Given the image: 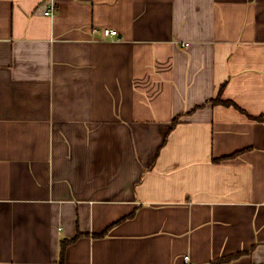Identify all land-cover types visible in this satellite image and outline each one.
Masks as SVG:
<instances>
[{"label": "crops", "instance_id": "0c3cea01", "mask_svg": "<svg viewBox=\"0 0 264 264\" xmlns=\"http://www.w3.org/2000/svg\"><path fill=\"white\" fill-rule=\"evenodd\" d=\"M48 1L0 0V264H264V0Z\"/></svg>", "mask_w": 264, "mask_h": 264}, {"label": "trees", "instance_id": "16d2710c", "mask_svg": "<svg viewBox=\"0 0 264 264\" xmlns=\"http://www.w3.org/2000/svg\"><path fill=\"white\" fill-rule=\"evenodd\" d=\"M222 90L223 88L220 90V93L218 95V97L214 100H212V103L214 105H222V106H226V107H236L238 108L232 101H227V100H224L222 98ZM179 123V119H175L173 121V124L172 126L175 127L177 124ZM242 152H237V153H234L233 155H230L228 157H224L222 159H216L214 162H220L222 160H225V159H231V158H235L237 156H239ZM107 235V233H105L104 235L102 236H105ZM81 234H79L77 237L73 238V239H65L61 242V246H60V261H59V264H65V258H66V252H67V249L68 247L73 244L78 238H80ZM239 258V256H234L232 258H226V259H220L218 261H215V262H212L211 264H227V263H230L231 261H234L235 259Z\"/></svg>", "mask_w": 264, "mask_h": 264}, {"label": "built area", "instance_id": "2783aa9c", "mask_svg": "<svg viewBox=\"0 0 264 264\" xmlns=\"http://www.w3.org/2000/svg\"><path fill=\"white\" fill-rule=\"evenodd\" d=\"M57 6H56V2L51 0L47 2V10L45 12L46 16H53L55 13ZM95 32H98L97 29L94 30ZM103 35L105 38H116L118 36V31L116 30H111V29H104L102 31ZM184 264H193L191 261V258L189 256H187L185 258V263Z\"/></svg>", "mask_w": 264, "mask_h": 264}]
</instances>
